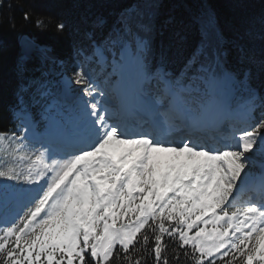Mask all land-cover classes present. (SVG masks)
I'll use <instances>...</instances> for the list:
<instances>
[{
	"label": "snow or ice",
	"instance_id": "obj_1",
	"mask_svg": "<svg viewBox=\"0 0 264 264\" xmlns=\"http://www.w3.org/2000/svg\"><path fill=\"white\" fill-rule=\"evenodd\" d=\"M160 3L97 17L70 66L19 38L17 69L34 55L40 75L0 132V264H170V245L190 264H264V59L207 7L156 45Z\"/></svg>",
	"mask_w": 264,
	"mask_h": 264
},
{
	"label": "trees",
	"instance_id": "obj_2",
	"mask_svg": "<svg viewBox=\"0 0 264 264\" xmlns=\"http://www.w3.org/2000/svg\"><path fill=\"white\" fill-rule=\"evenodd\" d=\"M143 0H2L0 3V132L8 131L13 126L11 106L15 102V91L22 81L40 75L39 61L33 55L17 69V58L21 53L19 38L28 35L40 44L48 45L59 59L72 62L74 42L83 39L84 33L92 28L97 17H104L110 26L117 14L124 8L142 3ZM9 5H11L9 7ZM215 12L227 40L243 43L250 55L257 60L264 59V0H161L159 15L156 19L157 31L154 43L167 45L176 28H181L190 17L203 8ZM29 13L26 21L24 13ZM173 18V23L165 22ZM45 24L37 27L36 20ZM63 21L66 29L57 33L56 23ZM14 24V28L12 25ZM252 35L249 36L248 32ZM101 30L96 29L97 36ZM196 39L195 32H188L189 42ZM59 71V69H57ZM70 75V71H69ZM259 83V81H256ZM79 87V86H77ZM37 115V109H33ZM38 118V117H37ZM0 151V166L5 163ZM171 249V245H170ZM169 249L170 264H190L187 258L172 259ZM113 264L116 261L113 260Z\"/></svg>",
	"mask_w": 264,
	"mask_h": 264
},
{
	"label": "rangeland",
	"instance_id": "obj_3",
	"mask_svg": "<svg viewBox=\"0 0 264 264\" xmlns=\"http://www.w3.org/2000/svg\"><path fill=\"white\" fill-rule=\"evenodd\" d=\"M73 87L74 88H77V86L76 85H73ZM176 134V133H175ZM171 139L174 141V142H180L179 140H178V138L177 137H175V135L173 134V136L171 137ZM254 171H259V169H256V170H254ZM254 179V182H255V177L253 178Z\"/></svg>",
	"mask_w": 264,
	"mask_h": 264
},
{
	"label": "water",
	"instance_id": "obj_4",
	"mask_svg": "<svg viewBox=\"0 0 264 264\" xmlns=\"http://www.w3.org/2000/svg\"><path fill=\"white\" fill-rule=\"evenodd\" d=\"M23 37H26V38H31L30 36H28V35H24ZM33 39V38H32Z\"/></svg>",
	"mask_w": 264,
	"mask_h": 264
},
{
	"label": "bare ground",
	"instance_id": "obj_5",
	"mask_svg": "<svg viewBox=\"0 0 264 264\" xmlns=\"http://www.w3.org/2000/svg\"><path fill=\"white\" fill-rule=\"evenodd\" d=\"M177 136H179V139H181V135L178 133Z\"/></svg>",
	"mask_w": 264,
	"mask_h": 264
}]
</instances>
